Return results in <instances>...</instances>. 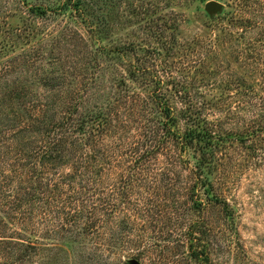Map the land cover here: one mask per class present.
Listing matches in <instances>:
<instances>
[{
	"label": "rangeland",
	"instance_id": "374dc122",
	"mask_svg": "<svg viewBox=\"0 0 264 264\" xmlns=\"http://www.w3.org/2000/svg\"><path fill=\"white\" fill-rule=\"evenodd\" d=\"M74 1L86 4L85 17L75 15L70 0H0V47L15 29L23 36L28 33L34 21L29 13L32 7L47 8L49 25H43L35 41H51L62 29L68 30L75 38L70 41L77 44L71 48L68 41L70 55L81 68L75 86L92 84V94L94 82L101 77V96L112 103L121 100L116 110L131 123L127 131L107 137L118 155L131 154L127 144L139 142L137 147H141L146 141L141 128L161 114L157 101L167 102L178 116L188 108L218 137L213 155L206 156L205 170L210 171L213 194L222 203L208 200L199 188L201 211L191 209L185 194L186 185L195 182L194 164L204 158L198 148L180 153L169 143L157 159L139 165L129 166L125 154L122 159L116 154L109 159L107 181L119 182L129 196L121 199L123 204L114 196L112 204L120 209L111 220V228L125 241H132L126 253L130 257L143 254L140 264H187L186 244L178 243L194 222L213 264H264V135L246 142L231 137L260 126L252 104L264 99V0ZM210 1L221 3L222 9L209 14L205 5ZM93 28L97 34L105 30L101 35L106 37L95 40ZM25 43L23 37L16 48L6 49L0 55V68L12 67L10 61L38 47L34 41ZM97 47L106 53L101 55L99 75ZM137 109L143 118L134 113ZM178 122L182 132L190 126V121ZM49 228L50 224L39 223L26 235L38 251L30 264H81L75 253L82 244L74 243L63 230L52 234ZM0 264H13V260L0 255Z\"/></svg>",
	"mask_w": 264,
	"mask_h": 264
},
{
	"label": "trees",
	"instance_id": "16d2710c",
	"mask_svg": "<svg viewBox=\"0 0 264 264\" xmlns=\"http://www.w3.org/2000/svg\"><path fill=\"white\" fill-rule=\"evenodd\" d=\"M84 6L86 4L80 1L70 0L75 15L85 17ZM48 11L47 8L32 7L29 13L34 21L28 33L23 36L15 33L21 32L20 29H15L8 43L0 47V55L5 54L6 49L16 48L23 37L26 45L32 41L38 44L10 61L12 67L4 65L0 68V230L6 235L10 231L9 236L0 234V255L6 254L13 264H30L32 255L38 251L26 235L32 234L34 226L41 223L50 224V233L63 230L74 243L82 244L75 253V260L81 264H129L131 258L143 260V254L130 257L126 250L132 241H125L122 234L111 228V220L120 209L112 204L114 196L120 198L119 204L124 203L121 202L123 197L125 200L129 196L119 182L113 185L107 181L111 170L109 159L116 154L107 137L127 131L131 122L116 110L120 99L112 103L106 96H101V77L94 82L96 89L92 86L95 89L92 94L89 91L92 84L75 86V75L78 77L76 72L81 68L70 55L68 41L75 39L71 37L72 33L62 29L51 41H35L43 33V25H49ZM50 12L58 15V12ZM102 31L106 32L101 30L97 34L93 28L95 40L106 37L101 35ZM77 36L86 43L78 33ZM74 43L69 42L71 48L77 47ZM98 47L95 61L99 75L101 55L106 53ZM84 51L86 49L80 55H84ZM119 52L111 50L110 53ZM261 70L264 72V68ZM157 105L160 117L152 120L150 126L141 128L146 141L141 147H137L139 142L136 146L127 144L131 154L124 153V157L129 159V166L157 159L169 143L179 148L180 153L187 154L190 149L198 148L204 158L194 164L195 182L192 186L186 185V199L192 210L201 211L203 203L199 199V188H202L208 200L221 204L213 194L210 171L205 170L209 163L206 156L213 155L214 140L218 139L215 131L199 117L195 118L188 108L180 111L178 116L167 102L157 101ZM252 105L258 110L255 118L260 126L249 133L231 136L240 142L264 135V99L254 100ZM134 113L139 118L143 116L138 109ZM180 119L190 121V126L183 132L179 128ZM122 139L117 137L118 141ZM124 154L115 156L121 158ZM124 173L119 175L121 182ZM109 186L112 188L108 189ZM126 187L129 189L127 182ZM197 233V223L191 222L182 235L184 239L179 240V245L186 244L187 247L188 258L184 260L187 264H213L209 247L201 244Z\"/></svg>",
	"mask_w": 264,
	"mask_h": 264
},
{
	"label": "water",
	"instance_id": "95a60500",
	"mask_svg": "<svg viewBox=\"0 0 264 264\" xmlns=\"http://www.w3.org/2000/svg\"><path fill=\"white\" fill-rule=\"evenodd\" d=\"M221 9H222V5H221V3L217 2V1H210L205 5V10L209 14L217 13ZM129 264H140V262L136 259H132L129 261Z\"/></svg>",
	"mask_w": 264,
	"mask_h": 264
}]
</instances>
